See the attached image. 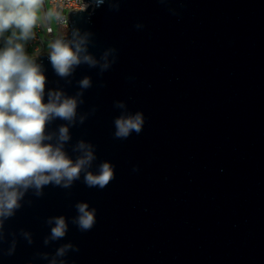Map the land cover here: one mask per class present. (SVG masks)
I'll return each instance as SVG.
<instances>
[{
    "label": "water",
    "instance_id": "95a60500",
    "mask_svg": "<svg viewBox=\"0 0 264 264\" xmlns=\"http://www.w3.org/2000/svg\"><path fill=\"white\" fill-rule=\"evenodd\" d=\"M69 24L95 34L89 51L97 58L118 50L112 68L100 76L82 65L68 84L47 53L35 60L46 70V91L74 95L78 80L92 78L78 111H97L71 128L66 150L91 142L92 170L110 162L115 179L103 190L81 178L70 189L47 186L40 198L29 192L31 205L23 202L5 223L18 242L12 256L0 243V264H48L36 253L65 243L79 248L67 264H264V0H122L118 12L107 3L94 13L70 11ZM115 101L144 114L141 134L114 138ZM78 202L97 210L89 232L70 222ZM60 215L69 231L45 246V220ZM21 229L33 234L32 245Z\"/></svg>",
    "mask_w": 264,
    "mask_h": 264
},
{
    "label": "clouds",
    "instance_id": "9594fccd",
    "mask_svg": "<svg viewBox=\"0 0 264 264\" xmlns=\"http://www.w3.org/2000/svg\"><path fill=\"white\" fill-rule=\"evenodd\" d=\"M121 2L89 0L86 7H91L94 13L107 3L110 11L118 12ZM46 3V0H0V243H8L5 253L8 256L16 251L17 233L6 234L4 226L23 207V202L31 205V200L25 201L29 192L40 198L47 186L70 189L81 178L88 188L103 190L115 179V166L110 162H101L92 170L97 156L96 146L91 142L78 140L71 146L73 155L66 150L72 140L71 128L83 125L97 111L96 107L85 113L78 111L85 103V91L93 86L92 78L84 76L78 80L74 95H68L61 88L46 91V70L35 59L47 53L54 73L71 84V77L82 65L98 69V74L103 76L117 62L118 50L107 48L99 58L92 54L89 48L95 46V34L70 27V11L69 28L62 29L61 34L57 27L54 31L50 24L53 18L61 25L66 21L58 11H47ZM158 3L167 6L171 0H158ZM168 11L174 16L179 14L174 8ZM38 24L41 27L50 24L51 33L43 36L42 30L39 31L40 40L29 45ZM144 27L142 23L134 25L138 31ZM45 41L50 42L49 50H45ZM114 107L120 110V115L113 120L114 138L126 140L133 133L141 134L146 122L144 114L130 112L123 101H115ZM57 120L64 123L49 130ZM132 171L138 172L139 166H134ZM74 207L77 214L71 218V224L82 233L91 231L96 224L97 210L85 202H78ZM45 224L50 229L43 240L45 246L64 239L69 231V220L63 215L50 216ZM19 236L29 245L34 242L29 231L21 229ZM69 252H79V248L65 243L54 254L38 252L34 258L46 260L48 264H67L65 257Z\"/></svg>",
    "mask_w": 264,
    "mask_h": 264
},
{
    "label": "built area",
    "instance_id": "2783aa9c",
    "mask_svg": "<svg viewBox=\"0 0 264 264\" xmlns=\"http://www.w3.org/2000/svg\"><path fill=\"white\" fill-rule=\"evenodd\" d=\"M47 4L50 6L52 11H58L65 19V23L61 25L55 20V25L58 29V33L61 34L62 29L67 30L69 28L68 24V12L71 10H77L80 9L84 1L82 0H46ZM50 29V30H49ZM42 30V35L46 36L48 33H51V26L50 24H46L45 26L41 27L39 24L37 25L35 29V38L29 41V45H32L36 41L40 40V33L39 31Z\"/></svg>",
    "mask_w": 264,
    "mask_h": 264
},
{
    "label": "rangeland",
    "instance_id": "374dc122",
    "mask_svg": "<svg viewBox=\"0 0 264 264\" xmlns=\"http://www.w3.org/2000/svg\"><path fill=\"white\" fill-rule=\"evenodd\" d=\"M46 10H47V11H51L50 6H49L47 3H46ZM43 12H44V10L41 11V13H40L41 16H43ZM50 24H51L53 30L56 31V25H55V19H54V18H53V20L51 21ZM49 43H50L49 41H45V42H44L45 50H49V49H48V44H49Z\"/></svg>",
    "mask_w": 264,
    "mask_h": 264
},
{
    "label": "bare ground",
    "instance_id": "6f19581e",
    "mask_svg": "<svg viewBox=\"0 0 264 264\" xmlns=\"http://www.w3.org/2000/svg\"><path fill=\"white\" fill-rule=\"evenodd\" d=\"M87 4H88V2L84 1L83 6H82L79 10H83V9H85V7H86Z\"/></svg>",
    "mask_w": 264,
    "mask_h": 264
}]
</instances>
